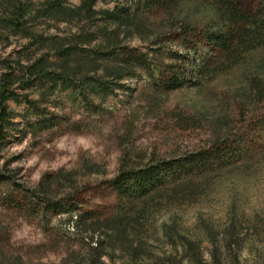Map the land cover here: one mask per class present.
I'll return each instance as SVG.
<instances>
[{"label":"rangeland","instance_id":"obj_1","mask_svg":"<svg viewBox=\"0 0 264 264\" xmlns=\"http://www.w3.org/2000/svg\"><path fill=\"white\" fill-rule=\"evenodd\" d=\"M49 1L0 0V264H153L188 242L206 258L232 228L242 264L260 261L264 0H226L258 30L230 58L209 42L234 29L225 0ZM125 53L146 64L118 78ZM217 144L134 206L114 187Z\"/></svg>","mask_w":264,"mask_h":264},{"label":"trees","instance_id":"obj_2","mask_svg":"<svg viewBox=\"0 0 264 264\" xmlns=\"http://www.w3.org/2000/svg\"><path fill=\"white\" fill-rule=\"evenodd\" d=\"M94 2V0L84 1L79 10L86 9L89 11ZM224 3L225 5L223 7L225 8V16L234 29L230 30V32L226 35H211L209 42L211 44H215L220 52L225 53L226 56L230 58L238 48L245 44L247 38L252 34H256L258 30L254 28L251 32H249L246 29V26L249 24L254 26L257 25L255 17L250 20L248 17L239 12L233 5L228 4L226 0ZM47 11L62 12L63 9L60 5V1H49ZM15 15L19 16V18H23L22 9L18 8V10L15 11ZM130 20L131 18L127 17L126 23ZM11 25L14 27L16 26L17 29L21 28L19 23L14 25V22H11ZM238 25L240 26L237 28L236 26ZM125 56V59L122 60L121 69H118L116 73L118 78L122 77L119 70H123L125 66L133 65L140 68L144 67L146 64L144 56H132L126 53ZM62 57L64 60L69 58L67 54ZM42 64L43 62L40 60L37 64L29 66L28 69L35 73L38 71L39 67L42 68ZM168 74L169 77L167 81L163 83L167 91H175L183 86L185 79L179 76L176 70L170 69ZM221 148L222 144H217L212 149L213 152L211 154L208 152L200 153L196 157H189L186 159L184 164L172 167V164L164 162L159 163L146 172L142 171L140 174L130 171L122 172L115 179L113 183L114 187L122 199H127L130 204L133 205L135 202L143 199L144 197L157 192V190L168 182H173L182 174L190 175L194 171H203L212 160L217 161L224 154ZM52 207L58 208L56 204ZM242 241L243 239H241L240 235H238L236 230L232 228V230L224 232L222 240L218 243H211L206 258L198 251L193 242H188L187 248L183 250V254L181 256L170 255L166 258L156 260L153 264H242L240 259ZM247 264H264V255L260 257V261L247 262Z\"/></svg>","mask_w":264,"mask_h":264}]
</instances>
